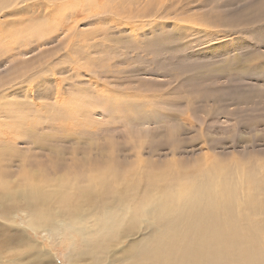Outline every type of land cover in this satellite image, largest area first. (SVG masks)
Returning <instances> with one entry per match:
<instances>
[{
	"label": "rangeland",
	"instance_id": "obj_1",
	"mask_svg": "<svg viewBox=\"0 0 264 264\" xmlns=\"http://www.w3.org/2000/svg\"><path fill=\"white\" fill-rule=\"evenodd\" d=\"M11 1L0 20L18 17L21 23L2 39L1 51L17 46L24 53L0 56V131L12 125L9 131L21 138L14 141L15 134L7 132L2 137L10 143L4 148L39 154L43 161L57 151L67 160L73 150L78 157L99 153L117 159L141 149L143 159L176 161L177 171L213 162L249 168L264 159V0H58L62 12L48 20L33 15L45 0ZM105 34L128 47L114 43L113 56L98 59L103 51H93L89 58L96 65H75L88 59L71 47ZM40 102L68 115L62 120L67 129L46 131L51 142L45 151L27 143L42 131L29 126L45 118ZM21 154L13 158L12 172L36 170L22 169ZM28 211L16 208L10 221L0 218L2 226L20 234L0 235V264H70L72 255L88 250L79 235L67 234L60 218L52 227L33 229ZM90 257L81 264H92Z\"/></svg>",
	"mask_w": 264,
	"mask_h": 264
},
{
	"label": "bare ground",
	"instance_id": "obj_2",
	"mask_svg": "<svg viewBox=\"0 0 264 264\" xmlns=\"http://www.w3.org/2000/svg\"><path fill=\"white\" fill-rule=\"evenodd\" d=\"M56 1L39 3L33 15L42 20L57 16L62 7ZM7 2L0 0V12ZM137 12L140 14L142 10ZM126 13L132 15V9ZM8 14L16 15L18 12ZM3 16H7L6 13ZM19 19L0 20V42L13 35L15 25L21 23ZM100 29L103 28L83 34H95ZM131 34L138 39V32ZM76 37L79 38L77 33ZM120 40L108 34L94 42L81 40L71 48L77 54L85 52L81 56L88 60L84 64L76 61L75 65L87 68L96 65V58H89L93 51H103L98 59H104L105 55L113 56V49L128 45L127 41ZM1 50L0 46L2 58L5 55L18 56L22 52L17 46L3 53ZM33 80H37L36 77ZM40 103L44 106L47 102ZM48 104L43 107L47 110L45 118L29 124L42 131L27 140V143L39 144L44 151L50 141L46 131L53 126L61 130L68 126L62 121L68 115L63 110H50ZM19 117L22 121L26 118ZM71 125L73 128L81 127L74 123ZM11 126L3 133L0 131V203L3 205L0 218L10 221L8 217L14 209H27L30 214L28 225L33 229L41 225L52 227L55 219H62L67 234L70 237L79 235L80 243L88 249L72 255L70 264H81L88 255L92 264H264V159L255 160L249 168L241 164L243 168L240 169L236 164L230 167L213 162L177 171L175 167L179 163L176 161L161 163L143 159L141 149L132 151V156L127 153L121 157L117 153L120 158L113 159L98 152L78 157V151L70 148L73 150L70 160L57 151L43 161L39 154H21L19 150L3 147L10 141L3 139L2 135L14 133L9 131ZM14 134V141H18L21 137L16 132ZM20 154L22 169L30 166L36 170H25L24 175L13 173L9 167L13 158ZM1 166L5 167L4 170ZM49 177L56 179H47ZM53 181L58 183L49 185ZM145 220L148 222L143 227ZM2 224L0 222V235L4 233L13 239L20 238L19 232L16 236L17 232L11 230L13 228ZM88 243L92 244L88 247Z\"/></svg>",
	"mask_w": 264,
	"mask_h": 264
}]
</instances>
